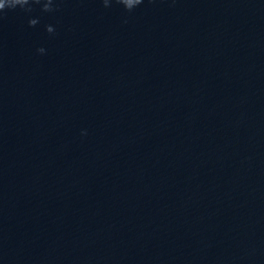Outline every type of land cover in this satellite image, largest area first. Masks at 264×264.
Here are the masks:
<instances>
[{
    "label": "water",
    "instance_id": "water-1",
    "mask_svg": "<svg viewBox=\"0 0 264 264\" xmlns=\"http://www.w3.org/2000/svg\"><path fill=\"white\" fill-rule=\"evenodd\" d=\"M123 7L0 12V264H264V0Z\"/></svg>",
    "mask_w": 264,
    "mask_h": 264
},
{
    "label": "clouds",
    "instance_id": "clouds-1",
    "mask_svg": "<svg viewBox=\"0 0 264 264\" xmlns=\"http://www.w3.org/2000/svg\"><path fill=\"white\" fill-rule=\"evenodd\" d=\"M116 3L119 5H124V10L126 12H132L135 8H137L138 6H140L143 3V0H135V7H128L127 3L128 0H116ZM103 6L105 8L110 6V0H103ZM12 7V0H0V12H3L4 9L6 8H11ZM54 7H53V2L51 4V7L48 8L47 12H52L54 11ZM51 31V29H50ZM83 134V133H82Z\"/></svg>",
    "mask_w": 264,
    "mask_h": 264
}]
</instances>
